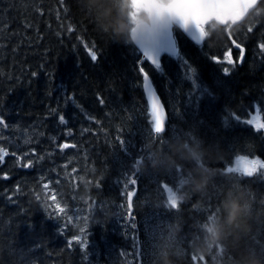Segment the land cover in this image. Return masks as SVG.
Listing matches in <instances>:
<instances>
[{
	"label": "trees",
	"instance_id": "1",
	"mask_svg": "<svg viewBox=\"0 0 264 264\" xmlns=\"http://www.w3.org/2000/svg\"><path fill=\"white\" fill-rule=\"evenodd\" d=\"M124 2L129 21L134 23L143 10L133 17L132 1ZM120 3L0 0V115L5 119V125H0V148L8 152L0 163V264H94L95 251L104 258L105 239L112 245L126 242L124 235L120 238L113 228H105L110 223L99 205L111 210V203L126 200V175L134 172V161L137 166L147 164L152 152L146 140L155 141L153 148L164 151L170 141L181 138L185 146L219 143L225 149L223 158L216 162L185 160L164 173L146 167L148 180L153 182L150 194L162 193L165 198L161 185L167 182L176 193L197 164L211 163L225 173L238 157L264 160V129L255 127L256 122H264V53L258 48L264 43V0L229 30L214 22L208 24V36L200 45L177 31L179 53L162 55L159 70L146 61L138 64L141 53L132 40L114 37L99 23V10L105 4L115 8ZM69 28L73 30L69 32ZM230 35L245 48L243 61L235 66L211 59L217 56L223 60V52L232 48L233 60H238L239 50L231 44ZM89 48L97 52L96 61L91 60ZM139 67L151 74L168 112L165 132L155 140L148 122L139 120L142 136L130 121L138 109L148 112ZM224 67L231 69L228 75ZM189 68L195 70V89L187 79ZM52 109L59 111L54 115ZM60 114L65 115L66 126L58 123ZM249 119L254 123L249 125ZM63 143L76 147L61 151L59 145ZM29 160L32 167H22ZM178 168L183 169V175L177 173ZM137 170L140 192L149 185L144 176L140 177L142 169ZM44 183H50V188L44 189ZM236 186L248 190L254 208L264 207V173L251 178L234 173L218 176L203 202L189 195L177 209H169L166 201L158 203L150 196L148 200L157 204L146 202L145 211L155 215L164 233L176 223L179 231L160 238V243L167 245L164 249L157 246L159 236H154L153 250L148 248L150 237L144 240L140 233L143 261L161 264L164 251L173 249L181 254L179 264H193V242L200 240L217 218L228 188ZM53 194L66 209L76 207L92 214L91 249L82 250L76 242L69 246L78 230L66 215L57 217L51 209L46 210ZM90 206L95 208L89 211ZM209 208L214 210V219H208ZM137 210L140 213L141 208L135 209L136 214ZM245 246L264 258V224ZM234 256L235 252L215 244L209 246L207 256L198 257L206 258L204 264H230Z\"/></svg>",
	"mask_w": 264,
	"mask_h": 264
},
{
	"label": "clouds",
	"instance_id": "2",
	"mask_svg": "<svg viewBox=\"0 0 264 264\" xmlns=\"http://www.w3.org/2000/svg\"><path fill=\"white\" fill-rule=\"evenodd\" d=\"M91 2L96 4L97 0H91ZM99 23L102 27L110 29L114 37L130 41L133 27L136 28L135 39H138L150 29L161 25L171 26L176 22L166 15L163 18H157L154 14L150 15L148 12L141 11L132 23L128 18L127 4L121 0L115 8L111 4H105L99 10ZM185 143L182 138L170 141L167 151H164L153 148L155 141L148 140L149 151L155 152L156 155L149 157L147 164L142 163L137 167H151L155 171L164 173L185 160L199 162L207 159L209 162H216L225 154V149L219 143L210 145L189 143L187 146ZM190 171L191 176L185 178L176 190L178 204L189 195H195L203 202L215 179L226 175L219 168L211 166V163L204 166L197 164ZM262 224H264V207H253V201L245 187H229L220 201L217 218L207 226L204 236L193 242V253L197 256H207L209 246L221 244L226 250L235 252L230 264H264V258L261 255L245 246V241ZM168 231L175 235L179 231V224H170ZM173 256L176 260L172 259ZM160 259L161 264H179L181 254L176 250L166 249Z\"/></svg>",
	"mask_w": 264,
	"mask_h": 264
},
{
	"label": "snow or ice",
	"instance_id": "3",
	"mask_svg": "<svg viewBox=\"0 0 264 264\" xmlns=\"http://www.w3.org/2000/svg\"><path fill=\"white\" fill-rule=\"evenodd\" d=\"M258 0H132L131 7L133 12L130 13L133 17L136 12L143 9L148 12L150 15L154 14L157 18H163L165 15L169 18L173 19L180 27L187 30L190 26L194 28L195 34L194 39L197 43L202 42L203 40V28L204 25L210 18H215L222 23H227L228 21L236 22L239 20L248 10L253 9L257 6ZM259 15V13H257ZM73 29L69 28V32ZM135 32V30H133ZM249 32H252L253 29L251 27L248 28ZM231 41V44L239 50L238 60L234 61L232 56V48H228L223 52V60H221L217 56H212L211 59L218 64L226 63L227 65L235 66L236 63H241L243 61L245 55V48L237 39L233 38V35H230L228 38ZM258 48L261 53H264V43H259ZM89 55L92 61H96L98 59L97 52L93 50V48L88 49ZM145 61L149 62L154 68L159 70L160 62L159 60L149 51L145 50L141 59L138 60V64H143ZM187 64V61L184 62ZM231 69L229 67H224L223 72L225 75L230 73ZM195 70L189 68L187 79L192 81L193 89L196 87V81L193 79L192 73ZM139 73L142 75V88L145 93L147 99V110L148 116L150 117V131L153 139H158L161 137V134L165 132L166 127V113L163 104L150 80L149 74L145 71L143 67H139ZM35 75V73H33ZM73 99V97H69V100ZM101 104L104 103L101 98L99 101ZM59 110L52 109V114H56ZM227 121V119H225ZM58 123L61 125H67V119L64 114H60L58 116ZM249 125L254 123L253 119H249L247 121ZM0 125H5V119L2 115H0ZM255 127L257 130L264 129V122H256ZM87 131V130H86ZM68 135H71L69 131ZM119 140V137H117ZM164 141L162 140L161 143ZM120 144L123 147L124 141L120 140ZM75 148L76 145L63 143L59 145L61 151L67 148ZM8 155V152L4 148H0V163L3 162L4 157ZM15 155V153H13ZM28 154L25 153V156ZM20 158H18L19 161ZM139 163V160L137 161ZM33 162L31 160L28 163L23 164L22 167L30 168L32 167ZM73 173L77 171V169L72 170ZM177 173L179 175H183V169L178 168ZM225 173H234L238 174L241 177L251 178L257 173H264V160L259 157H254L249 159L247 156L238 157L235 165L227 167L225 169ZM7 179V176L4 177ZM138 184V180L136 178L135 173L131 176L125 177V183L123 184V194L126 196V207L124 204L120 205V208L127 213V220L125 223V227H130L131 229H136L137 225L134 222L133 216V198L136 194L137 188L134 187ZM44 189L50 188V183L43 184ZM163 192L166 193V205L169 209H177L178 199L176 193L173 191L171 187H168V183L165 182L161 185ZM131 188V190H129ZM16 191H19L17 187ZM12 198L9 197V200ZM37 200H40V196H36ZM51 203L45 204L46 210L51 209L54 211L57 217L61 214H66L67 211L64 207H61L60 203L57 201L56 194H53L49 197ZM95 202H93V205ZM95 207L90 206L89 211H92ZM208 219H214L215 217L211 215L214 211L212 208H209ZM76 219H80L79 216ZM85 226L80 228V233L84 234L88 224V217H83ZM67 220L71 222L73 220L72 215L67 216ZM136 240L137 244L139 243L138 237H133ZM76 242L79 244L82 250L87 249V245L89 244V239L86 236H73L71 240L68 241L69 246ZM137 253L139 254V249H137ZM85 259L87 260V254L85 255ZM206 258L198 257L195 254L191 255V261L193 264H204Z\"/></svg>",
	"mask_w": 264,
	"mask_h": 264
},
{
	"label": "rangeland",
	"instance_id": "4",
	"mask_svg": "<svg viewBox=\"0 0 264 264\" xmlns=\"http://www.w3.org/2000/svg\"><path fill=\"white\" fill-rule=\"evenodd\" d=\"M235 26V25H234ZM139 111L137 112L136 116L134 115L130 121L135 123L136 127H137V131L142 134V136L144 135V130L142 129V126L139 122V120H142L143 122H148V128L150 129V124H149V120L150 117L148 116V112H144L140 109H138ZM155 140V139H154ZM148 141V140H146ZM147 143V142H144ZM156 153L155 152H150V154L148 155V159L149 157L155 156ZM142 169V174L140 175V177L144 176V179H146L148 185H151V180H148V170H145V168H141ZM158 189H160V186H157ZM151 188L148 186L146 189H142L140 190L138 196L136 197V201L134 200L135 203V209L136 208H141L140 213L137 210V214L134 212L133 216H134V222L138 224L137 229L133 231V229H131L130 227H125V223L127 220V213L126 211L122 210L120 208V204L119 203H114L111 205V210H108L104 207L103 204L100 203L99 207H101V209L103 210L102 213L106 212L107 213V221H109L110 223V227H112V231L113 233H118V237H123V235L127 238V241L122 243V245H112V243L109 241V239H105L104 241V250H103V257L104 258H100L99 253L97 251H95V257L96 260L94 264H136L137 262V256H136V251H137V242L136 240L133 239V237H137V235H139L140 233L142 234V236L144 235L145 239H148L150 237V241L151 244L149 245L148 248H154V244L152 243V240L154 238V236H159L157 237L158 241H157V246L158 247H162L163 249L167 246H163V243H160L161 239H166L167 234L169 233H164V231H162L161 228V222L154 218V216L152 215V213H148L145 211V204L146 202H149L151 204H157L166 201V198L164 197L165 194H150L149 190ZM131 190V188L129 189ZM148 193V194H147ZM152 195L154 196V199H156L154 201H149L148 198H150V196L152 197ZM145 196V197H144ZM149 196V197H148ZM164 197V198H163ZM58 201V199H57ZM59 202V201H58ZM60 203V202H59ZM125 205L126 207V203H122ZM61 207H64L66 209L65 206H63L60 203ZM69 210L67 211L66 214L63 215H72L73 216V220L71 221L73 223V225L77 228V233L76 236H81L82 238L83 236H86L89 239V244L87 245V249H91L92 247V239H90V236L93 237L94 233H93V222H94V217L92 218V214L88 213V212H84L83 210H77L76 207L74 209H66ZM135 214V215H134ZM139 214V216H138ZM79 216L80 219H76V217ZM87 216L88 217V224H87V228L84 234L80 233V228L85 226L84 223V219L83 217ZM94 216V215H93ZM96 218H99L96 216ZM95 218V220H97ZM90 219H92L90 221ZM158 231H159V235H158ZM129 235V236H127ZM129 237V240H128ZM161 238V239H160ZM132 239V240H130ZM78 244V243H77ZM143 264H148L145 263L143 261Z\"/></svg>",
	"mask_w": 264,
	"mask_h": 264
},
{
	"label": "water",
	"instance_id": "5",
	"mask_svg": "<svg viewBox=\"0 0 264 264\" xmlns=\"http://www.w3.org/2000/svg\"><path fill=\"white\" fill-rule=\"evenodd\" d=\"M260 1L261 0H258V3ZM253 10H254V8L248 10L236 22L228 21L227 23H222L221 21H219V20H217L215 18H210L207 21V23L204 25V28H203V40L200 43H197V41L194 39L195 30H194L193 27L190 26L187 30H185L184 28L180 27L177 23H173L171 26H163V25H161V26L155 27L153 29H150V30L144 32L140 36V38H138V39H135L136 28L133 27L132 30H131V33H132L131 40L135 44L136 48L139 49V51L141 53V57L143 55V52L145 50H147V51L151 52L159 60L160 66H161V64H162V60H161L162 54L169 55V56L178 54V51H179V47L178 46H179V44H178L177 31L181 32L183 35H186L193 43H195L197 45H200V44H202L205 41V39H206V37L208 35L206 33V31H205V28H206L207 24H209L211 22H215L217 25L218 24L219 25H223V26L229 25V28H230V26H234V25H237V24L241 23L246 18V16ZM133 30H135V32ZM147 63H149V62H147ZM146 72L149 74L150 80H151V82H152V84H153V86H154V88L156 90V85H154V82H153L151 74L148 71H146ZM156 92H157V90H156ZM157 94H158V92H157ZM158 96H159V94H158ZM144 97H146L145 93H144ZM159 98L161 100V103L164 106L162 98L161 97H159ZM146 101H147V99H146ZM164 108H165V106H164ZM165 113H166V122H167V119H168L167 109H165ZM138 249H139V254L137 253L138 264H142L141 263L142 259H141V256H140V245L138 246Z\"/></svg>",
	"mask_w": 264,
	"mask_h": 264
},
{
	"label": "bare ground",
	"instance_id": "6",
	"mask_svg": "<svg viewBox=\"0 0 264 264\" xmlns=\"http://www.w3.org/2000/svg\"><path fill=\"white\" fill-rule=\"evenodd\" d=\"M76 48H77V47H76ZM82 53H83V52H82ZM117 112H118V111H117ZM152 183H153V182H152ZM152 183H151V185H152ZM149 187H150V185H149ZM151 187H152V186H151ZM114 203H115V202L111 203V205L114 204ZM101 204H102V203H101ZM29 207H31V206H29ZM32 207H33V206H32ZM34 209H35V206H34ZM49 214H50V213H49ZM45 215H46V214H45ZM36 216H38V215H36ZM41 220H43V218H42ZM44 220H45V219H44ZM44 223H45V222H44ZM49 224H50V223H49ZM51 226H52V225H51ZM47 227H48V226H47ZM105 228H112V227H105ZM105 228H104V229H105ZM47 229H48V228H47ZM50 230H52V229H50ZM46 231H47V230H46ZM47 232H48V231H47ZM47 232H46V233H47ZM49 232H51V231H49ZM30 233H31V232H30ZM34 233H35V232H34ZM49 234H50V233H49ZM49 236H50V235H49Z\"/></svg>",
	"mask_w": 264,
	"mask_h": 264
}]
</instances>
